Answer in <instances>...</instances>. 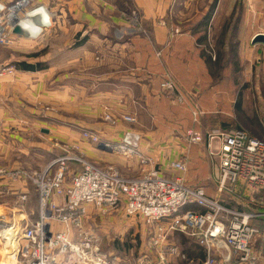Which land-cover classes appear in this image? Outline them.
Here are the masks:
<instances>
[{
	"label": "crops",
	"instance_id": "1",
	"mask_svg": "<svg viewBox=\"0 0 264 264\" xmlns=\"http://www.w3.org/2000/svg\"><path fill=\"white\" fill-rule=\"evenodd\" d=\"M236 2L237 0H41L40 3L47 6L50 13L48 11L47 16L41 15L46 20L41 17L40 24L37 25L39 31H31L28 26L26 28L32 33L30 36L34 37L46 25L49 30L44 31V39L58 34L63 47L59 50L56 61L50 57L48 66L41 70H22L18 65L22 62L13 54L6 59L0 56L1 66L15 67L13 74L0 77V169L13 172L26 167L42 171L49 166L53 154L47 140L51 138L46 135L47 132H43L44 128H51L52 135L62 139L64 135L74 136L77 131H92L98 132L106 140H119L121 136L116 137L117 139L111 136L113 130L101 129L104 125L95 124L96 121L89 124L86 119L85 122L79 118L69 120L68 113L73 114L72 117H81L82 112L78 110L90 107L95 110L91 116L97 118L99 100L102 97L113 110L115 105L128 108L130 102L140 100L145 104H157V78L166 72L175 76L184 88L186 86L191 89L201 77L210 74L211 66L207 56L198 49L199 43L204 41L198 37L197 29L200 28L194 27L192 23L184 24V19L188 14H198L197 25H201L210 17H217L219 13L233 12ZM258 5L259 0H250L247 12H258ZM142 26L148 29V37L134 33V27ZM249 28L252 27L245 21L242 31ZM120 34L123 38H120ZM16 36L19 47L24 40L34 39ZM106 46L112 47V52L108 55L111 60L108 61L110 66L107 73L101 75L107 78L100 83L98 53ZM252 49L255 51L256 48ZM262 49L263 51L257 49L260 52L257 53L258 56H261L257 58V62H263L264 68V48ZM250 54L252 61L254 52ZM120 68L122 72H119ZM87 93L89 99H85L84 103L82 98ZM50 102L58 108V113L45 114L44 108ZM68 109L71 111L68 112ZM54 128L57 129L56 132ZM35 129H40L39 133L44 134L46 139ZM134 163L136 166V161ZM22 194H27L28 201L20 211L16 209V202ZM37 201L38 196L32 184L7 177L0 180V219L19 220L22 225L34 222L39 210ZM258 209L264 213V207ZM89 211L93 209L90 208ZM252 224L264 229V219ZM1 242V252L8 255L7 264H16L12 252ZM198 247L199 251L187 250L188 247L184 248L179 244L180 252L188 256L185 255L186 264L205 263L207 251ZM260 249L261 245H258L257 252ZM176 260L181 263L184 261L179 257H171L168 264H174ZM231 264L238 263L233 261ZM259 264H264V255Z\"/></svg>",
	"mask_w": 264,
	"mask_h": 264
},
{
	"label": "built area",
	"instance_id": "2",
	"mask_svg": "<svg viewBox=\"0 0 264 264\" xmlns=\"http://www.w3.org/2000/svg\"><path fill=\"white\" fill-rule=\"evenodd\" d=\"M28 4V0H16L6 22L4 13L8 8L0 2V47L14 44L13 32L16 21L19 26L20 21L11 16L17 13V8L20 13ZM45 26L43 29L47 28ZM14 72V66L0 65V77ZM162 88L172 93L176 89L171 80L164 82ZM127 121L135 123L136 119L130 117ZM85 137L101 144L99 137L91 132ZM132 137L127 134L117 147L109 148L125 157L137 156L142 171L135 179L125 178L115 169H102L64 155L56 157L42 171L0 169V180L7 177L29 181L39 197L38 221L17 223V227L0 219L1 224L9 225H2L7 228L0 233L17 228L13 231L16 248L12 253L16 264H118L103 253L99 239L85 231L83 225L91 215L90 208L107 214L120 207L127 217L143 219L154 229L152 247L158 255L157 264H168L171 257L186 259L178 246L170 244L169 237L175 233L193 239L206 249L204 264H231L233 261L257 264L264 255V230L253 225L252 220L264 219V213L258 209L264 207V141L242 130H214L206 136L208 156L219 169L217 193L210 196L205 187L192 186L186 180L188 165L185 161H174L164 170L161 163L142 154ZM187 140L190 145H199L204 137L199 132L189 131ZM72 163L81 164L83 171L76 173ZM27 201L26 194L20 195L18 210L22 211ZM250 205L253 209H249ZM62 227L67 231H59ZM71 230L77 235L75 240L70 237ZM258 245H261L260 252H257Z\"/></svg>",
	"mask_w": 264,
	"mask_h": 264
},
{
	"label": "rangeland",
	"instance_id": "3",
	"mask_svg": "<svg viewBox=\"0 0 264 264\" xmlns=\"http://www.w3.org/2000/svg\"><path fill=\"white\" fill-rule=\"evenodd\" d=\"M15 1L0 0L8 8L4 13L6 22L9 19L7 16L10 14V7ZM28 2L29 4L25 9H22L18 14L20 19H25L30 11L39 7H45L49 11L47 6L40 3L41 0H28ZM249 3L250 0H237L233 12L219 13L217 17L212 16L201 25H197L198 14H188L184 19V24L192 23L194 27L200 28L197 29L198 37L204 41L199 43L198 49L207 56L211 66L210 74L201 77L191 89H187L186 86L184 88L175 76L166 72L157 78L158 90L155 93V97L159 101L157 104H145L140 100L136 103L130 102L128 108H120L115 105L113 110L107 106L102 97L99 100L100 108L97 118L91 116V114L94 115L95 110L90 107H82L78 110V112H82L81 117L79 115L72 117L73 114L68 113V115L70 114L67 116L69 120L79 118L83 122L86 119V123L89 124L96 121L95 124L104 125L101 129L113 130L114 133L111 136L115 138L121 136L119 140H106L98 132H79L77 130L74 136L64 135L62 139L54 137L51 128H44L43 132H47L46 135H50L51 138L47 140L50 148H52L51 163L59 155L76 157L85 163L97 165L102 169H115L125 178H138L142 170L137 156L125 157L123 153L115 149L107 150L103 145L109 144L117 147V144L121 143L127 134H131L133 142L136 143L137 148L147 159L151 158L155 162L161 163L164 170H167L169 164L174 161H185L188 165L186 180L192 186L205 187L210 196H216V166L208 156L206 136L214 130L237 129L264 141V68L263 62H257V58L261 57L258 56L259 51L257 49L260 48L263 51L264 45L252 44L256 35L264 34V0H259L258 12L256 13L247 12ZM200 16L202 15L200 14ZM135 20H137L136 16ZM245 21H248L249 27L252 28L242 31V25ZM16 26H18L17 21ZM45 30H49V28H44L39 35H36V39L24 40L20 47L17 45L18 38L13 32L14 44L7 48L0 47V56L6 59L13 54L22 63H30L33 66H48L50 57L56 61L55 58L58 56L59 50L62 49L63 43H61L58 34L44 39ZM119 31L123 32L121 29ZM133 31L148 37V29L143 28V26L134 27ZM120 35V38H123V35ZM23 37H29V35ZM252 48H256L255 51ZM110 52H112V47L106 46L98 53V79L100 83L107 78V76L101 75L106 74L110 66L108 63L111 60L108 56ZM250 52H254L252 61H250ZM56 63H58V59ZM122 71L120 68L119 72ZM180 79L182 80V78ZM167 80L173 82L176 88L174 93L167 92L162 88V84ZM100 95H102L101 92ZM175 98H181L183 101L175 102ZM82 99L83 101L89 99L88 93L83 95ZM52 103H48L44 108L45 114L59 112ZM70 111L71 109H68V112ZM130 117H134L136 122L128 123L127 120ZM35 130L37 133L40 132V129ZM53 130L54 132L57 131L55 128ZM189 131L201 133L204 141L199 145H190L187 140ZM88 132L99 137L100 149H97L96 142L85 137ZM39 134L43 139H46L44 134ZM79 165L81 166V164ZM81 168V171L75 172L81 173L83 167L81 166ZM147 169L149 170V167ZM19 171L35 172L26 167ZM68 180L70 179L68 178ZM27 183L31 184L29 181ZM17 202L16 209L20 207ZM25 205L23 206L25 207ZM37 205H39V197ZM121 208L107 214H102L93 209L89 219L84 223L83 229L96 236L103 253L117 261L118 264H141V262L143 264H157L158 255L152 247L155 240L154 229L149 227L143 219L127 217ZM187 209L192 208L188 207ZM249 209H253V206L250 205ZM39 216L38 210L36 221L39 220ZM257 220L259 219L252 221ZM5 221L19 227L17 224L20 223L19 220ZM2 225L9 226L6 223H0V232L7 228L2 227ZM57 225L55 224L56 228ZM62 230L67 231L63 227L59 231ZM74 236L75 233L71 230L70 237L75 240L77 235ZM70 237L69 239L72 240ZM169 238L170 244L176 246L180 244L184 248L188 247L187 250L199 251V245L183 234L175 233ZM1 247L3 246L0 239ZM7 256L0 250V264H7ZM174 264H186V260L182 263L176 260Z\"/></svg>",
	"mask_w": 264,
	"mask_h": 264
},
{
	"label": "bare ground",
	"instance_id": "4",
	"mask_svg": "<svg viewBox=\"0 0 264 264\" xmlns=\"http://www.w3.org/2000/svg\"><path fill=\"white\" fill-rule=\"evenodd\" d=\"M15 11H17V13L12 15L11 18L13 20H15L17 18V20L20 21L19 22L20 23V28L22 29V31L25 34H28V35H32V33H30V30H28L26 28V26H28L30 29H32L31 31L37 30L38 29L37 25L40 24V20H41V17H42L41 15H43V16H47L48 15V10L45 7H40V8H38V10L30 11L27 14V17L25 19H20L19 15H18L19 8H17ZM42 18L45 19V17H42ZM38 31H39V29H38ZM103 145L105 147H107V150H111L109 148V146H110L109 144H103ZM44 217H45V215H44ZM48 226H50V223H48ZM13 231L16 232L17 228L14 227L12 230H6L5 232L0 233V237L2 239H4V241L6 242L4 244L5 247L12 253L15 251V248H16V241H15V237H14L15 235L13 234Z\"/></svg>",
	"mask_w": 264,
	"mask_h": 264
},
{
	"label": "water",
	"instance_id": "5",
	"mask_svg": "<svg viewBox=\"0 0 264 264\" xmlns=\"http://www.w3.org/2000/svg\"><path fill=\"white\" fill-rule=\"evenodd\" d=\"M14 34L15 35H19V36H26L28 34H25L22 29L20 28V26H16V28L14 29ZM252 44L253 45H264V34H258L256 35L253 40H252ZM215 175H216V178L218 179L219 178V169L218 167L216 166L215 167Z\"/></svg>",
	"mask_w": 264,
	"mask_h": 264
},
{
	"label": "trees",
	"instance_id": "6",
	"mask_svg": "<svg viewBox=\"0 0 264 264\" xmlns=\"http://www.w3.org/2000/svg\"><path fill=\"white\" fill-rule=\"evenodd\" d=\"M19 65V68H21L22 70H29V71H34V70H41V69H43V67L42 66H33V65H28L27 63H21V64H18ZM71 167L75 170V171H81L82 170V168H81V166L79 165V164H77V163H72L71 164ZM207 190V189H206ZM208 192V191H207ZM260 228V227H259ZM260 229H262V228H260ZM262 230H264V229H262Z\"/></svg>",
	"mask_w": 264,
	"mask_h": 264
}]
</instances>
